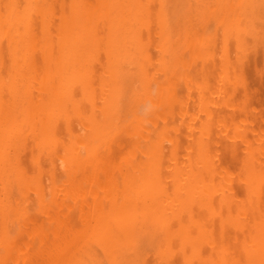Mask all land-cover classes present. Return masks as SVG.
Here are the masks:
<instances>
[{"label":"bare ground","instance_id":"obj_1","mask_svg":"<svg viewBox=\"0 0 264 264\" xmlns=\"http://www.w3.org/2000/svg\"><path fill=\"white\" fill-rule=\"evenodd\" d=\"M0 264H264V0H0Z\"/></svg>","mask_w":264,"mask_h":264}]
</instances>
